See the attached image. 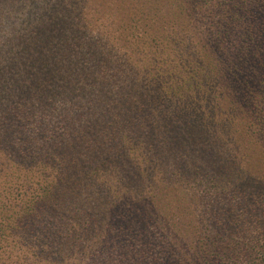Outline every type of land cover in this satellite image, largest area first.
Segmentation results:
<instances>
[{"label": "trees", "instance_id": "obj_1", "mask_svg": "<svg viewBox=\"0 0 264 264\" xmlns=\"http://www.w3.org/2000/svg\"><path fill=\"white\" fill-rule=\"evenodd\" d=\"M19 9L0 14V264H264V0ZM192 125L227 158L188 167Z\"/></svg>", "mask_w": 264, "mask_h": 264}, {"label": "rangeland", "instance_id": "obj_2", "mask_svg": "<svg viewBox=\"0 0 264 264\" xmlns=\"http://www.w3.org/2000/svg\"><path fill=\"white\" fill-rule=\"evenodd\" d=\"M43 0H0V14L2 12H6L10 9H17V8H20L19 11H18V14H17V19H24V21L26 19H28L29 17V14L33 11L32 8H34L37 3L39 2H42ZM20 21V20H19ZM1 29V32L4 33L6 32L7 30V27L2 25V27L0 28ZM212 115H214L212 112H211ZM184 124L186 125V122H181V124H178L179 126V131H181L184 127H187L184 126ZM174 126L172 128H166L165 130H162L160 132V135H163L164 132H166V130H171V132L174 131ZM194 127V130H193V133H188V128L187 130L184 129V133H183V136H178L180 137L183 142V146H184V151H181V152H184L182 155V157L184 158L183 161L185 163H188V167H194V160L198 159L199 160V164L198 166L202 165V164H206V165H209L211 163H219V162H222L223 160H225L227 158V156L224 154L223 150H221V148L217 145L214 146L213 144V138L216 137L217 138V131L215 134H207L205 135V133H203L202 131H197L195 129V125H192ZM178 129H175V130H178ZM218 130V129H217ZM195 131H197L196 133H194ZM190 134V135H189ZM166 136V135H165ZM210 136V137H209ZM186 137V139H185ZM165 139L167 140L168 137H165ZM210 142L213 144V148L212 150L210 149L209 145H210ZM195 146V148H194ZM162 162L164 160H161ZM167 161H170V156H168L167 158ZM170 162H177L176 160L174 161H170ZM178 163V162H177ZM191 165V166H190ZM259 211L261 212V210L259 209ZM258 211V215H260ZM257 217V216H256ZM210 219V218H209ZM211 221L209 222L210 225L213 224V220L210 219Z\"/></svg>", "mask_w": 264, "mask_h": 264}]
</instances>
